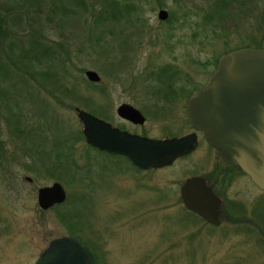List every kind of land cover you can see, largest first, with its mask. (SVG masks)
I'll return each instance as SVG.
<instances>
[{
  "label": "rangeland",
  "instance_id": "374dc122",
  "mask_svg": "<svg viewBox=\"0 0 264 264\" xmlns=\"http://www.w3.org/2000/svg\"><path fill=\"white\" fill-rule=\"evenodd\" d=\"M81 1L87 10L73 0H24L20 8L17 0H0L7 9L2 26L18 43L8 61L0 57V264H33L61 236L86 245L93 264H264V223L249 225L253 211H264V190L248 176L228 174L205 143L174 169L150 173L151 180L121 159L100 174L99 153L83 142L75 110L114 122L115 107L130 87L139 90L129 95L156 126L153 132L181 120L179 97L162 99L153 92L157 84L199 86L227 51L264 49V0H229L211 15L214 0H114L131 7L119 20L97 18L110 0ZM160 8L172 14L170 21H158ZM202 35L200 46L194 38ZM33 37L54 48L51 58H36ZM22 50L32 62L27 69ZM162 65L168 66L160 73ZM87 70L100 80L90 82ZM154 100L161 105L153 106ZM60 137L72 144L67 157L75 163L65 170V143L56 146L59 162L44 153ZM54 165L61 166L52 172ZM188 170L206 175L231 220L221 214L219 225H208L180 202L163 200L169 189H143L149 180H183ZM55 182L64 202L40 211L37 189ZM57 210L69 214L68 224ZM238 217L247 222L236 223Z\"/></svg>",
  "mask_w": 264,
  "mask_h": 264
},
{
  "label": "water",
  "instance_id": "95a60500",
  "mask_svg": "<svg viewBox=\"0 0 264 264\" xmlns=\"http://www.w3.org/2000/svg\"><path fill=\"white\" fill-rule=\"evenodd\" d=\"M158 21L169 17L165 9L156 13ZM204 88L194 91L187 102L189 123L204 133L205 141L222 150L229 162L248 176V180L264 190V49L244 47L227 51ZM91 82L100 79L95 71L84 72ZM117 114L132 123L145 118L131 105L117 107ZM81 122L83 142L93 149L119 153L139 168L166 167L195 147V136L154 139L133 136L111 127L109 122L75 109ZM204 177H189L181 186L182 204L208 225L220 224L221 198L206 187ZM36 203L43 211L64 202L66 194L58 182L40 187ZM33 264H93L86 245L73 236H61L48 242Z\"/></svg>",
  "mask_w": 264,
  "mask_h": 264
},
{
  "label": "flooded vegetation",
  "instance_id": "af4514ba",
  "mask_svg": "<svg viewBox=\"0 0 264 264\" xmlns=\"http://www.w3.org/2000/svg\"><path fill=\"white\" fill-rule=\"evenodd\" d=\"M211 75H213V74H211ZM211 75H210V77H211ZM208 78L204 82V84H202V85L200 84L199 86L196 85L194 87H192L193 84L191 82H189V81H186V82H183V83L181 81H178V82L169 81V82H165L163 84H161V83L157 84V87H155V89H154L155 91H153V92H156L159 97H162V99H167L169 97L170 98L169 100H172L175 95H177L179 97V104L181 106L179 111H180V114L182 116V119L179 120V121L175 120L174 123L173 122L166 123L167 125H165L163 128L161 127L160 130L157 129L155 132H153V131H154V128L156 126H154V125L152 126V124L149 123V118H147L146 113L143 112L144 110L140 107V105H138L135 101H133V98H130L129 93L138 92L139 90L134 91L133 90L134 88H130V87L129 88H125L127 90L124 91V94H126L127 96H126V98H123V100L121 102H119L116 105V107H115V109H116V112H115L116 119H115V121L111 122V121L105 120L104 118H101V116H100V120H104L106 122H109L111 127H116L119 130H122L123 132L127 131V133L132 134L133 136L138 135V136H140L142 138L146 137V138H154V139H166V138H173V137L176 138V137H180V136H186L187 134H192L193 136H195L194 141H195V147L196 148L194 150L190 151L189 153H187V155H182V156L178 157L176 161L175 160L172 161V163L167 165L166 167L162 166V167H157L156 169H154V168L144 169V168H139L137 166L135 167L134 164H132V162L127 157L123 156L122 154H119V153H116V152L113 153V152H108V151H102V150L97 149V151L99 153L98 156L100 157V159L96 161L97 162L96 166H98V170H99L100 174H101V172H104V173L109 172V171H107V167H109L110 170L112 171L113 167H115V165H114L115 161L117 159H121V160L124 161V163H127L128 166L131 167L136 172L138 171V173H143L142 175H144V176H145V174L146 175L148 174L149 179H150V175H149L150 173L154 172L156 174L158 171L161 172V171H164V170L168 171L169 169H174V165H176L178 161L187 160L189 158V156H191L194 152H196V150L200 147V144H204V143H205L206 146L209 147V149H211L212 153L213 152L216 153V156L218 157L217 160H220V161L226 163V166L229 167V169H228L229 173L228 174L232 173V175H233L234 172H236L239 175L242 174L243 172L240 170V168L230 164V162L228 160L229 157L225 154L224 151L215 150L214 147H212L208 143H206V141H205L206 138L204 136V133L202 131H200V130H197V129L195 130L194 126H192L189 123V121H188V119H189V117L187 116V108H188L187 102H188V99L190 98L191 94L194 93V91L205 87L206 82L208 81ZM159 86L162 87V88L163 87H166V88L161 89ZM130 89L133 90V91H131ZM135 89H137V88H135ZM147 90H148V88H147ZM151 95H153V94H151ZM158 103L161 105V103L159 101L154 100L152 102V105L156 106ZM120 104L121 105L128 104V105H131L132 108L138 109L139 113L141 114V116L143 118H145L144 122L143 123H134L133 124L132 121H130L128 119H122L117 114V110H118L117 107ZM187 174H188L187 176L183 177L184 178L183 180H182V178L181 179L180 178L177 179L176 176H175L174 180L170 181L168 183V185H166L165 182L162 183V184L155 183V182L151 183V181H150L151 179H150L149 182H148V184H149L148 187L144 184L143 185L144 186L143 189H145L147 192H148V190L150 192H151V190H155L156 192H158L159 190H161L162 187H164L165 189H169V194H168L169 197H168V199L166 197H164L163 200H167V201L168 200H175L177 202H180L181 206H183L182 199H181V196H180L181 186H182L183 182L187 181L189 177H193V176L199 177V176H201V177L205 178L204 181H205L206 187L211 188L210 190L212 191L213 194H215V191H214L215 189L208 182L209 179L206 177V175L196 174V170H194V171L193 170H188ZM243 175H245V174L243 173ZM171 179H172V176H171ZM215 195L217 197H219L217 193ZM219 198H221V197H219ZM221 211H222V208L220 207L218 217L222 216L221 215L222 214ZM191 213H193V212H191ZM204 222H205V220H204ZM205 223H207V222H205Z\"/></svg>",
  "mask_w": 264,
  "mask_h": 264
},
{
  "label": "trees",
  "instance_id": "16d2710c",
  "mask_svg": "<svg viewBox=\"0 0 264 264\" xmlns=\"http://www.w3.org/2000/svg\"><path fill=\"white\" fill-rule=\"evenodd\" d=\"M18 2L17 3H15V5L17 6V8H20V6L22 5V3H24V0H17ZM74 1V4H75V6L77 7V6H80V7H83L84 9H86L84 6H83V3H82V1L81 0H73ZM236 1V0H235ZM226 2H231V1H229V0H214L213 1V6H212V8H211V13L209 14V15H211L212 14V11H215V10H217L218 8L220 9V6L221 5H225V3ZM110 8V9H109ZM130 6L129 7H122V8H120V6L116 3V1H114V0H110L109 2H108V4H107V6H106V8H105V10L103 9V10H101V11H99L98 13H99V15H98V20H101V19H103V20H105L106 19V17H111V19H112V17L115 19H117V20H119V19H122V18H126L125 16H123L124 14H126V15H129V13L131 12L130 11ZM108 9L110 10V13H109V11H108ZM87 10V9H86ZM2 11L5 13L6 11H7V9L5 8V9H3V7H1L0 8V57L2 56V58H5V60H7L8 61V59H10V55L11 54H13L12 53V49H13V47H15L16 48V46H17V44L18 43H16L15 41H14V39L13 38H10L9 37V35L12 33L11 32V29H7V30H5L4 28H3V26L2 25H4V24H6V22H5V19H4V14L2 13ZM199 11H204V10H199ZM66 12H68V8H67V11ZM131 14V13H130ZM170 14V16H172V14L171 13H169ZM20 15V12H18V13H16L15 14V18L17 17V16H19ZM106 16V17H103V16ZM111 15V16H110ZM170 16L169 17H167L166 19L168 20V21H170ZM209 18V20H207ZM13 19V18H12ZM212 18L210 17V16H207L206 17V21H209L210 22V20H211ZM97 20V21H98ZM195 23V22H194ZM196 24V23H195ZM39 27H41V24L40 23H38V30H39ZM37 30V31H38ZM41 31V32H40ZM39 34H41L42 32H44L41 28H40V30H39ZM194 34H196V33H194ZM6 37H9V40H8V43H6L5 42V38ZM12 39V40H11ZM203 40H204V37H203V35H202V37H200V36H196L195 38H194V41H195V43H197V44H199L200 46H202L203 44H205L204 42H203ZM12 41H14L15 43H13ZM30 42H31V44H30V49H31V51H34V52H36V58L38 59L39 57H41V58H43L44 56H46V58H51L52 57V55H53V53H54V48L52 47V46H46V44L45 43H41V42H37V41H35V39H34V37L30 40ZM7 45V46H6ZM5 46L7 47L6 49H5ZM22 52V54L20 53V57L23 59L24 58V60H23V63H25V67H26V69H27V67H29L31 64H32V62L28 59V60H26V58H27V56L26 55H23V54H27V52H25L24 50H22L21 51ZM11 58H12V56H11ZM36 59V60H37ZM51 60V59H50ZM59 61H62V60H60L59 59ZM195 62H197V61H195ZM207 64V63H206ZM205 64V65H206ZM215 65H216V63H214ZM165 66H168V65H162V68L160 69H158V71L160 72V73H163L165 70H167L166 69V67ZM0 67L2 68V66L0 65ZM170 68V67H169ZM43 71H45V70H43ZM45 73V72H44ZM29 82V81H28ZM89 84V83H88ZM91 85V84H90ZM91 86H94V84H92ZM98 88V87H97ZM99 89V88H98ZM67 139L68 138H56L55 140H54V142H53V144H51V146H50V151H48V152H44L46 155H54V157H52L53 159H55L57 162H59L57 159H58V156L59 155H61L59 152H57V147L56 146H62V144L63 143H65L66 145H64V146H67V147H69L67 150H66V152H64V155H65V157H67V156H70V155H73L71 152H72V144L71 143H68L67 142ZM70 142V141H69ZM58 146V147H59ZM88 146V148H90V149H92V151H97V149H93L91 146H89V145H87ZM1 147H0V161H1V159H2V156H1ZM98 152V151H97ZM56 154V155H55ZM51 157V156H50ZM67 160H68V163L69 164H66V163H64V170H65V168H71V166H74V164L75 163H73V161H72V159H70V157H67ZM59 166H61V165H58L57 167L54 165V167H52L51 166V168H52V172L54 171V170H56V169H58V167ZM73 172V171H72ZM242 173V172H241ZM243 174V173H242ZM63 203V202H62ZM62 203H60V204H56V206H52L51 208H48V209H52V208H54V209H57V208H59L60 206H61V204ZM243 207H241L240 206V210L242 209ZM48 209H46V210H48ZM39 210L40 211H43L42 209H40V207H39ZM58 211V210H57ZM43 212H45V211H43ZM189 213V212H188ZM191 213V212H190ZM189 213V214H190ZM221 213H222V215L225 217V218H229V220H231V217H229L228 215H227V213H226V208H224L222 211H221ZM58 214L61 216L60 217V219H61V221H65L66 222V219L69 217V214L68 213H65L64 211L63 212H60V211H58ZM193 216H194V214L193 213H191ZM196 216V215H195ZM252 216H253V218H252V220L251 221H249L250 222V224L249 225H251L252 223H254V225H256V226H259V224H263L264 223V211L262 212V215H260L259 214V212L257 213V212H255V211H253L252 212ZM200 219V218H199ZM237 219H239V220H237ZM237 219H235L234 221H236V223H242V222H247V219H244V217H238ZM257 219V220H256ZM200 220H203L202 218L200 219ZM203 222H204V220H203ZM67 223V222H66ZM68 224V223H67ZM260 225V226H261ZM264 225V224H263ZM212 226V225H211Z\"/></svg>",
  "mask_w": 264,
  "mask_h": 264
}]
</instances>
